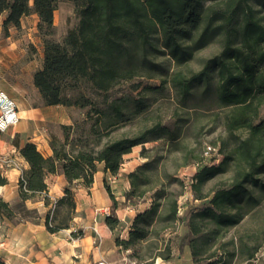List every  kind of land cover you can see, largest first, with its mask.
Instances as JSON below:
<instances>
[{
	"label": "trees",
	"instance_id": "obj_1",
	"mask_svg": "<svg viewBox=\"0 0 264 264\" xmlns=\"http://www.w3.org/2000/svg\"><path fill=\"white\" fill-rule=\"evenodd\" d=\"M61 1L71 3L75 24L55 40L53 12ZM2 12L4 35L9 27L18 28L21 18L37 16L43 57L32 85L44 106L77 108L82 118L57 125L59 133L48 137L50 156L31 142L19 148L27 169L18 180L16 199L0 197V217L12 224L36 221L37 209L26 203L39 199L47 207L46 179L62 174L63 194L46 212L44 224L49 233L67 229L75 214L77 186L90 187L98 164L117 174L124 156L141 145L145 161L125 174V201H148L149 206L135 215L126 239L115 237L119 249L136 264L168 262L175 248L181 252L184 247L192 264H231L236 252L221 239L264 198V0H9L0 4ZM211 46L217 52L197 58L199 69L190 70L189 62ZM159 56H166L175 69L168 74L156 61ZM153 73L167 77L178 109L230 107L222 120L226 139L220 162L210 165L198 155L190 162L185 152L182 156V166L195 167L188 187L198 205L179 203L180 192L171 188L187 185L160 168V157L148 155L157 147L143 146L159 141L167 154L179 151V115L174 111L170 118L148 124L143 116L156 96H98ZM144 90L153 93L159 87ZM131 125L137 129L113 135ZM6 183L0 173V186ZM105 222L110 228L118 224L111 215ZM181 225L186 231L178 234ZM259 246H240L244 261Z\"/></svg>",
	"mask_w": 264,
	"mask_h": 264
},
{
	"label": "crops",
	"instance_id": "obj_2",
	"mask_svg": "<svg viewBox=\"0 0 264 264\" xmlns=\"http://www.w3.org/2000/svg\"><path fill=\"white\" fill-rule=\"evenodd\" d=\"M4 15L0 16V89L5 90L14 101L19 119L14 126L0 132V156L8 155L17 163V167L0 168L1 175L7 181L0 186V197L5 202H12L18 194L21 172L27 169L26 162L19 155V148L31 142L44 157L50 156L48 125L69 124L71 120L64 107L43 105L31 79L29 82L27 77L29 65L28 61L23 62L25 51L20 39L10 32L11 29H8L6 35L2 33ZM29 16L32 17L33 26L27 28V31L36 33L38 19L35 14L21 18L20 24L27 21ZM19 53L20 65L16 59ZM14 65H19V72L12 71ZM22 78H28V81ZM137 166L135 164L127 171L120 167L118 173L113 175L104 172L102 164H98L90 187L77 186L74 190L75 214L69 227L56 233L46 230L44 216L52 209V199L56 200L63 194L66 180L62 174L50 175L46 179L49 205L44 206L39 199L26 203L28 207L37 209L36 221L12 224L0 217V260L5 264H96L99 260L115 264L128 261V253L119 249L115 237L126 239L135 215L149 206L148 201L137 205H129L125 201V192L129 187L125 174ZM105 208L118 220L113 228L105 222L106 215L102 212ZM179 230L184 233L185 226L181 225ZM75 232L81 234L73 236ZM186 250L189 252L184 247L179 254L174 249L170 261L156 259L151 264H178Z\"/></svg>",
	"mask_w": 264,
	"mask_h": 264
},
{
	"label": "rangeland",
	"instance_id": "obj_3",
	"mask_svg": "<svg viewBox=\"0 0 264 264\" xmlns=\"http://www.w3.org/2000/svg\"><path fill=\"white\" fill-rule=\"evenodd\" d=\"M9 0H0V4L7 3ZM2 12L0 16L4 15ZM5 16V15H4ZM32 17H28L27 21H24L23 24H20L18 28L9 27L10 32L14 36H17L20 39V44L23 45L25 53H23V62L28 61V73L32 81V74L35 70L40 68L42 64L43 57V46L42 39L39 36L38 31L36 33L28 32L27 28L32 27ZM75 24V17L73 15V9L70 2L61 1L57 2L55 10L53 12V32L51 38L55 40H61L64 36L66 30L69 27H72ZM3 33V31H2ZM8 34V31H7ZM217 52L216 47H209L196 55V59L189 62L190 70L197 71L200 67L197 58L209 57L212 54ZM18 58V59H17ZM18 64L20 65L21 54L19 53L16 57ZM157 62L162 64L164 70L172 72L175 69L174 64L167 59L166 56H159L156 59ZM19 65H14L12 69L13 72H19ZM24 71V70H23ZM26 80V78H22ZM167 77L160 75L159 73H153L152 76H140L135 77L129 81L123 83L116 90L99 94L98 96H156L152 105L143 116L148 121V124H151L153 121L159 119L166 120L170 118L175 111L180 117V124L182 125V136L180 138L181 148L179 151L164 152L162 150V143L157 142H148L143 144L144 148H155L158 149L152 150L148 155L153 157H160V168L166 172L173 174L180 178L184 185H187L184 189L180 190L178 187L173 186L171 189L174 191L180 192L178 201L181 205L190 206L198 205L199 201L193 199L192 194L188 184L192 174L195 172V167L191 164L187 166H182L183 154L184 152L188 156L191 162L193 156H203L204 163L207 164H218L222 159V156L219 154L221 147V142L226 139V133L222 126L223 117L229 112L230 107H219L215 104L210 105H200L195 108L188 109H178L177 104L175 103L172 96L173 91L170 89L169 85L165 83ZM28 81V78L27 80ZM145 87H159L158 92H147L144 90ZM1 91H5L0 89ZM160 96V97H159ZM162 96V97H161ZM70 117V123L72 120H80L82 118V111L77 108H65ZM261 115L264 116V105L261 108ZM141 120L139 119L140 126ZM143 121V120H142ZM137 122V121H136ZM67 125V124H65ZM137 129V125L124 126L119 128L113 135H118L125 132H133ZM48 137L52 134H58L59 130L57 124L48 125ZM141 145L135 146L131 153L127 154L123 158V163L121 168L125 171L133 168L135 164L139 165L145 161L143 157L140 156ZM181 150V151H180ZM122 173V171H121ZM123 174V173H122ZM211 183H208L204 186V190L210 187ZM63 210L59 212L58 217L62 216ZM178 234L181 233L180 230L177 231ZM264 198L261 200L259 205L252 209L244 218L233 228L229 229L225 236L221 239V243H229L227 249L231 252H236V255L232 257L231 264H264ZM251 248L256 244H260L258 250L254 254V257L250 261H244V255L240 253V246ZM176 249V248H175ZM181 252H179L180 254ZM178 264H191L189 252L186 250L185 255H183L182 261Z\"/></svg>",
	"mask_w": 264,
	"mask_h": 264
},
{
	"label": "built area",
	"instance_id": "obj_4",
	"mask_svg": "<svg viewBox=\"0 0 264 264\" xmlns=\"http://www.w3.org/2000/svg\"><path fill=\"white\" fill-rule=\"evenodd\" d=\"M18 113L14 101L4 92L0 90V132L5 131L7 128L14 126L18 122ZM2 167H17V163L8 155L0 156V168ZM55 199H52V208ZM103 214L110 215L109 209L105 208ZM96 264H108L103 260L97 261ZM115 264H136L134 261H122Z\"/></svg>",
	"mask_w": 264,
	"mask_h": 264
}]
</instances>
